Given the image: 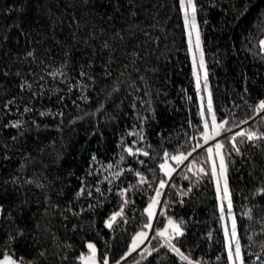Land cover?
I'll return each mask as SVG.
<instances>
[{"label": "trees", "instance_id": "16d2710c", "mask_svg": "<svg viewBox=\"0 0 264 264\" xmlns=\"http://www.w3.org/2000/svg\"><path fill=\"white\" fill-rule=\"evenodd\" d=\"M193 3L202 101L224 124L206 146L181 0H0V257L81 264L91 240L99 264H230L212 174L224 143L245 264L264 258V140L237 137L239 153L230 141L264 131V0ZM176 154L187 159L168 176L160 165Z\"/></svg>", "mask_w": 264, "mask_h": 264}, {"label": "snow or ice", "instance_id": "6c2138e0", "mask_svg": "<svg viewBox=\"0 0 264 264\" xmlns=\"http://www.w3.org/2000/svg\"><path fill=\"white\" fill-rule=\"evenodd\" d=\"M181 4L182 7L185 6L184 4V0H181ZM190 8L191 12H192V20H193V27H195V12H196V7L195 4L193 3V0H187V7L185 8V18H186V22H187V9ZM262 45H264V41L261 42ZM196 48L199 49L200 48V40H199V33L197 32V39H196ZM200 67L203 68L204 67V59H203V54L201 53L200 56ZM206 80H207V74L205 73V87L207 86L206 84ZM197 87H200V83H199V77H197ZM208 110H211V101H209L208 104ZM254 112H256L257 114L260 113H264V100H261L254 108ZM204 113L202 112L201 115H203ZM249 119L252 118L251 115H249L248 117ZM260 122L264 123V115L260 116ZM241 123H247V120L241 121ZM205 129L208 128V122L205 121L204 124ZM212 127H213V133L212 135H208L207 133H205V140L211 139L212 136H218L219 133V129L224 127V124H217L216 123V116L215 114H213L212 116ZM240 137L241 140L239 141L240 143H243L245 140L246 141H256V140H264V131L261 132H257V131H248V130H244V131H240L237 132L234 136H232L230 138L231 144H232V148L235 152L239 153V147L236 141V138ZM225 147L224 143H217L215 145V149H216V154L220 156V165H219V169H220V174L224 175L226 173V164H225V157L221 154V149H223ZM129 152H131V149H128ZM193 151H195V149H193ZM210 154L213 152L212 148H208L207 150ZM145 156L148 155L147 152L143 153ZM166 157L169 156V154L167 152H165L164 154ZM189 155H191V153H189ZM173 160H176L178 163L182 162L184 159H187L186 156H184L183 154L181 155H177V156H172L170 157ZM161 169H166L167 165L166 164H161L160 165ZM171 171H174V169L167 171L166 174H168L169 176L171 175ZM201 172H203V169H200ZM212 174L213 176L216 175V165L215 163H213V170H212ZM139 175V173H138ZM144 182V178H141V183ZM165 181L161 180L160 181V189H163L165 187ZM217 191L219 193V185L217 187ZM262 192H264V189H261ZM161 193L159 190H157L156 195L159 196ZM229 194V190L227 187V181L225 180V186H224V196L227 198ZM157 203V201L155 199H153L152 204L149 205L148 208V215L149 217H151L152 214V207L153 205H155ZM232 204H231V199H228V209H229V214H230V210H231ZM221 211H224V207L223 205L221 206ZM121 213H115L108 222H106V226L111 228L112 227V223L116 220L117 216H120ZM169 226L172 228V232L174 233L175 236H180L183 234L182 232V228L180 224L175 223L174 221H172L171 219H169ZM145 227H151V225H145ZM231 237L232 239L235 241V245L234 248L232 246V244H229L228 247V260L230 262V264H236V261H239V264H245V259L244 256L242 255V249H241V244L239 239H237V233H236V222L233 219V223H232V229H231ZM158 235L160 236H166V242L169 243V246L172 248L173 251L175 252H180L179 249H177L174 245H172L170 243V241L173 239V236L168 235L167 234V229H165L164 231H161L158 233ZM226 235H228V232L226 231ZM147 238V234L144 231H141L139 233L136 234L133 243H132V249L131 251H135L136 247H138L139 243H142L144 239ZM88 249L90 250L91 254L90 255H84L81 254L80 257H78L79 260H81L83 262V264H97V252H96V248L94 244L89 243L87 245ZM130 253H125V256L121 257V260H123L127 255H129ZM181 259L183 260H188L189 257L183 255V253H180ZM0 264H17V262L15 260L12 259L11 256H5L4 259L2 261H0ZM102 264H109L108 262V258L107 256H105L102 260ZM116 264H120L119 261L116 262ZM189 264H199V262H192L190 261ZM253 264H264V258H262V256L260 254H256L255 255V261L253 262Z\"/></svg>", "mask_w": 264, "mask_h": 264}, {"label": "rangeland", "instance_id": "374dc122", "mask_svg": "<svg viewBox=\"0 0 264 264\" xmlns=\"http://www.w3.org/2000/svg\"><path fill=\"white\" fill-rule=\"evenodd\" d=\"M184 4L185 6L182 7V4H181V7H182V12H183V18H184V24H185V31H186V36H187V42H188V48H189V53H190V58H191V63H192V69H193V77H194V80H195V83H196V86H197V77H199V83H200V87L198 88L199 89V99H200V106H201V112H203V118H204V124H205V121L208 122V128L205 129L204 127V135L205 133H207L208 135H212L213 133V127H212V112L209 111V113L205 110V105H204V102L202 101L203 100V92L201 90L202 86H203V90L205 92H207V86L205 87V68H201L200 67V56H201V53H202V45H201V40H200V37H199V40H200V48L197 49L196 48V39H197V32H198V29H197V24H196V21H194L195 23V27H193V20H192V12H191V9L188 8L187 9V22H186V18H185V8L187 7V0H184ZM217 124H219L217 121H216ZM218 136H215L214 138H212L211 140H207L206 143L204 144V146L208 145L211 141L215 140ZM215 155L213 156L212 154V158L214 159V163L216 165V175L214 176L215 177V184H216V188L218 187L219 185V193L217 191V194H218V203H219V208H220V212H221V216H222V222H223V228H224V233H225V238H226V243H227V250H228V247H229V244H232L233 248H234V245H235V241L232 239L231 237V229H232V223H233V219H234V215H233V211H232V207H231V210H230V214H229V209H228V199H229V194H228V197L226 198L224 196V186H225V174L224 175H221L220 174V169H219V165H220V156L216 154V149H215ZM179 154H176L174 156H177ZM173 159H165L162 161L161 164H166L167 165V168L166 169H163V171L165 172V174L167 173V171H170L172 169H176L174 167V164H173ZM173 171H171V174H172ZM168 175V174H166ZM169 176V175H168ZM153 199H155L157 201V203L155 205H153L151 211H152V216H151V220L154 218V215L156 213V210H157V207H158V198L155 196H153L151 198V200L147 203L146 205V211L148 210L149 208V205L152 204V201ZM223 205L224 207V211H221V206ZM148 212V211H147ZM151 225V224H149ZM149 230H150V227L147 228V229H139L137 230L132 238H131V241L129 243V246H128V250L130 252H133L131 251L132 249V243H133V240L136 236L137 233L141 232V231H144L146 234H147V237H148V234H149ZM226 231L228 232V235H226ZM237 233V231H236ZM237 238V237H236ZM146 239L143 240L142 243H139L138 247H140L141 244H144ZM91 243V244H94L93 241L89 240L87 241V245ZM135 249V250H136ZM81 254H84V255H90L91 252L90 250L88 249L87 247V250L81 252ZM80 254V256H81ZM5 256H11L9 254H5L3 256L0 257V261H2L4 259ZM12 257V256H11ZM13 260H15L17 262V264H24L16 259H14L12 257ZM81 264H83V262L81 261ZM97 264L98 263V259H97ZM236 264H239V261H236Z\"/></svg>", "mask_w": 264, "mask_h": 264}, {"label": "water", "instance_id": "95a60500", "mask_svg": "<svg viewBox=\"0 0 264 264\" xmlns=\"http://www.w3.org/2000/svg\"><path fill=\"white\" fill-rule=\"evenodd\" d=\"M160 202H161V200L159 201V204H158L157 210H158V208H159ZM157 210H156V212H157ZM152 232H153V228H152V224H151V227H150V230H149L148 237H149V235H150ZM148 237L146 238V240L148 239ZM146 240H145V242H146ZM145 242H144V243H145ZM125 258H126V257H125ZM125 258H124V259H125ZM124 259H123V260H124Z\"/></svg>", "mask_w": 264, "mask_h": 264}]
</instances>
